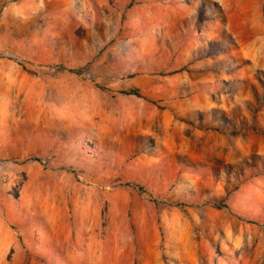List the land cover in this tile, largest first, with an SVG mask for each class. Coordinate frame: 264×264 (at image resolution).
<instances>
[{"label": "rangeland", "instance_id": "1", "mask_svg": "<svg viewBox=\"0 0 264 264\" xmlns=\"http://www.w3.org/2000/svg\"><path fill=\"white\" fill-rule=\"evenodd\" d=\"M0 264H264V0H0Z\"/></svg>", "mask_w": 264, "mask_h": 264}, {"label": "trees", "instance_id": "2", "mask_svg": "<svg viewBox=\"0 0 264 264\" xmlns=\"http://www.w3.org/2000/svg\"><path fill=\"white\" fill-rule=\"evenodd\" d=\"M57 69L63 70L64 68L62 66H56ZM70 72H75V70H69ZM125 94H132L135 95L136 97H140V94L137 92V90H131L129 92H125ZM138 190L141 191V188L138 187Z\"/></svg>", "mask_w": 264, "mask_h": 264}]
</instances>
